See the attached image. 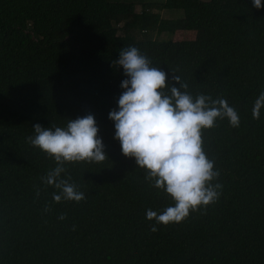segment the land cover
<instances>
[{"label":"trees","instance_id":"trees-1","mask_svg":"<svg viewBox=\"0 0 264 264\" xmlns=\"http://www.w3.org/2000/svg\"><path fill=\"white\" fill-rule=\"evenodd\" d=\"M128 47L169 87L177 75L194 98L225 99L239 114V127L218 118L202 130L222 187L179 223L146 218L174 201L122 154L108 118ZM261 92L264 7L252 0H0V264H264V108L252 116ZM88 114L108 159L66 162L61 178L85 199L56 203L59 190L42 178L57 163L28 137L37 123L66 127Z\"/></svg>","mask_w":264,"mask_h":264},{"label":"clouds","instance_id":"clouds-1","mask_svg":"<svg viewBox=\"0 0 264 264\" xmlns=\"http://www.w3.org/2000/svg\"><path fill=\"white\" fill-rule=\"evenodd\" d=\"M252 3L258 10L264 7L261 0ZM115 63L122 66L127 79L120 85L124 91L118 99V110L109 112L108 118L115 127L114 138L119 141L122 154L134 158L136 165L145 169L146 179L152 182L150 186L174 201L160 214L147 210L146 218L157 225L179 223L190 211L214 203L219 198L217 189L222 187L213 184L219 172L203 150L202 130L215 127L218 118H227L232 127H239V114L225 99L213 100L203 94L194 98L187 91V83H182L177 75L172 80L179 87L173 84L169 87L167 73L152 66L136 47L122 49ZM262 108L264 92L254 103V119L260 118ZM33 129L35 135L28 137L29 143L57 163L42 178L59 190V194L53 193V200L56 203L84 200V193L61 178V173L66 170L63 167L66 162L100 163L108 159L94 115L69 119L66 127L44 128L37 123ZM151 231L157 228L153 226Z\"/></svg>","mask_w":264,"mask_h":264},{"label":"rangeland","instance_id":"rangeland-1","mask_svg":"<svg viewBox=\"0 0 264 264\" xmlns=\"http://www.w3.org/2000/svg\"><path fill=\"white\" fill-rule=\"evenodd\" d=\"M136 10H137V12H139L140 7H137ZM182 15H183L182 12L177 11V10H163L160 12V16L162 18H166V19H178V18L182 17ZM118 34H122V32L118 31ZM152 37L154 38L155 36L153 35ZM168 37H169L168 35H164L161 37L160 41L167 40Z\"/></svg>","mask_w":264,"mask_h":264}]
</instances>
